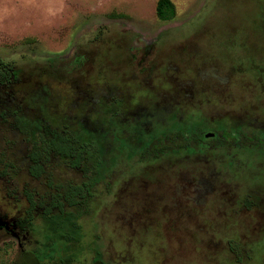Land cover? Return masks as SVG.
Here are the masks:
<instances>
[{"label":"flooded vegetation","instance_id":"af4514ba","mask_svg":"<svg viewBox=\"0 0 264 264\" xmlns=\"http://www.w3.org/2000/svg\"><path fill=\"white\" fill-rule=\"evenodd\" d=\"M246 32L216 33L212 39L201 32L200 37L184 36L175 47L173 37L138 38L115 31L108 38L117 63L114 79L101 71L86 81L83 77L64 85L65 92L70 91L68 97L63 92L48 99L45 88L50 81H46L45 70L29 75L20 85H25L21 89L27 100L25 116L37 115L46 122L49 114L55 119L59 145L71 140L73 146L92 151L86 163L89 170L94 169L96 158L99 166H104L102 156L109 164L113 160L120 165L130 152L137 170L146 163L156 167L155 172L160 169L161 174L147 175V171L129 173L122 168L118 180H112L115 171L108 166L102 175L104 195L129 182L118 213L127 216L130 234L134 236L136 223L142 225L147 219L151 225L143 226L154 233L158 244L165 241L170 247V258L160 251L158 264L174 262L179 243L186 244L196 231L215 233L222 221L211 218L212 212L264 211V193L251 190L254 182L250 185L252 174L247 169L264 166V46L256 51L247 46ZM260 39L264 45V37ZM167 45V52H161ZM77 64L79 69L85 67L83 60ZM236 87L257 95H240L242 90ZM260 99L262 107L256 103ZM67 111L72 115L68 123ZM72 121L83 137L72 132ZM261 174L264 177V170ZM238 175L241 180L235 178ZM237 182L247 183L248 190L240 197L233 190ZM113 184H119L115 191ZM198 213L204 215L206 226L196 223ZM8 225L19 240L14 223ZM29 232H24V242ZM197 241L216 245L211 238Z\"/></svg>","mask_w":264,"mask_h":264},{"label":"rangeland","instance_id":"374dc122","mask_svg":"<svg viewBox=\"0 0 264 264\" xmlns=\"http://www.w3.org/2000/svg\"><path fill=\"white\" fill-rule=\"evenodd\" d=\"M157 1L0 0V63L13 66L23 79L45 70L43 74L46 81H50L48 87L53 95L60 96L64 92L63 96L68 97L70 91L66 93L67 88L64 87L68 82L74 84L73 81L82 80L83 77L86 81L101 71L114 77L113 70L117 63L114 62V50L108 38L115 31L130 32L138 38L173 37V46L176 47L184 36L200 37L201 32H207L206 36L212 39L216 33L240 30L247 31V46L255 51V48L264 46L260 39L264 37V0H168L173 6V14L166 21L156 17ZM142 41L147 42L148 39ZM196 42L201 46L200 39L197 38ZM197 44L196 48L199 46ZM168 47L165 46L161 52H167ZM73 57L77 59L73 61ZM78 60L84 61L83 69H79ZM127 74L128 70H125L122 79L125 80L123 77ZM23 85L20 89L25 90ZM243 88L236 87L237 91L242 90L240 95H257L247 88L243 91ZM256 103L262 107L261 99L260 103ZM65 107L70 109L71 103L65 104ZM71 116L70 111L65 112L67 123ZM70 129L78 132L76 121H72ZM78 133L79 137H83L81 131ZM88 152L92 151L89 149ZM132 153H127L126 160L123 159L120 165L118 162L115 165L113 160L109 164L102 156L100 160L104 166L98 171H105L110 166V171H115L112 172V180H118L122 168L135 173L137 166L132 161L135 158H132ZM154 169L156 167L146 163L139 166L138 170L147 171V175L161 174L159 168L158 172ZM247 169L252 174L250 185L254 182L251 190L264 193V177L261 174L264 166H249ZM239 176L235 178L241 180ZM237 183L238 186L233 190L240 197L242 191L248 190L244 185L247 183ZM118 185L113 184L114 191ZM119 186L111 195H104L100 191L99 203L96 208H90L88 216L75 214L74 221L78 229L74 233L68 232V228L63 230L68 232L67 237L73 241L63 240L60 237L62 231L52 229L41 219L33 221L28 241L25 242L0 230V262L11 261L19 248L37 250L36 254L44 264H96V261L105 264H158L160 251L169 259L170 247L165 241L158 244L153 232L143 226L149 223L147 219L142 225L136 223L134 236L130 234L128 220L125 221L127 216L118 213L123 195L128 192L126 188L129 182L120 183ZM228 210H223V214L212 212L210 215L211 218H217L218 223L222 221L218 229L214 230L215 233L196 231V236L188 239L186 244L179 243L171 264H264V211L255 213L238 210L229 214L226 213ZM203 217L202 213H198L196 223L206 226ZM160 221L165 222L164 219ZM3 227L0 222V229ZM195 238H211L216 241V245L204 246L194 241Z\"/></svg>","mask_w":264,"mask_h":264},{"label":"trees","instance_id":"16d2710c","mask_svg":"<svg viewBox=\"0 0 264 264\" xmlns=\"http://www.w3.org/2000/svg\"><path fill=\"white\" fill-rule=\"evenodd\" d=\"M172 12L168 0L156 2L155 14L160 21L170 19ZM22 81L17 69L0 63V222L5 227L0 230L13 235L8 225L13 222L21 241L33 221L41 219L62 231L60 237L70 242L73 240L67 233L78 229L75 214L88 216L90 208L99 203L103 171L98 168L102 166L96 158L94 169L87 168L91 156L82 145L73 146L71 140L59 145L53 128L57 121L52 117L42 122L37 115L25 116ZM48 85H44L47 99L53 94ZM65 228L69 231H63ZM36 252L19 248L11 261L0 264H44Z\"/></svg>","mask_w":264,"mask_h":264},{"label":"water","instance_id":"95a60500","mask_svg":"<svg viewBox=\"0 0 264 264\" xmlns=\"http://www.w3.org/2000/svg\"><path fill=\"white\" fill-rule=\"evenodd\" d=\"M5 228V227H4Z\"/></svg>","mask_w":264,"mask_h":264}]
</instances>
